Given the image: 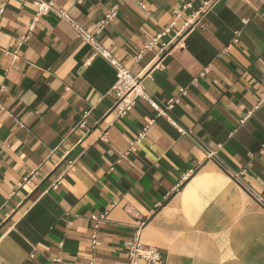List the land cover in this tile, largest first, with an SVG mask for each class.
Masks as SVG:
<instances>
[{
  "label": "crops",
  "instance_id": "crops-1",
  "mask_svg": "<svg viewBox=\"0 0 264 264\" xmlns=\"http://www.w3.org/2000/svg\"><path fill=\"white\" fill-rule=\"evenodd\" d=\"M6 1L0 264H127L140 225L161 264H264V209L224 170L264 197V0H53L160 105L178 99L183 131L144 100L118 119L115 68Z\"/></svg>",
  "mask_w": 264,
  "mask_h": 264
},
{
  "label": "built area",
  "instance_id": "built-area-1",
  "mask_svg": "<svg viewBox=\"0 0 264 264\" xmlns=\"http://www.w3.org/2000/svg\"><path fill=\"white\" fill-rule=\"evenodd\" d=\"M34 7L36 8V18L39 20L42 16L49 13H54L63 21L68 23L77 33V35L86 43H88L95 56H101L106 59L117 72V82L114 87V94L117 98L115 104V111L118 119H123L127 114L132 111L138 100L146 101L154 110L158 112L159 116L165 117L172 125L177 127L180 131H183L178 123L169 115V110H171L177 103L178 99H171L164 107L147 91L143 82L139 76H135L130 69L126 68L121 62H119L109 50H107L91 33L85 30L71 15L68 11L58 7L53 0H30ZM3 7L0 12L3 13L5 7L7 6V1L2 0ZM140 7L149 12V9L140 3ZM116 9H113L105 18L101 21L100 29H103L106 24L111 22L116 17ZM33 26V25H32ZM25 40V39H23ZM159 39L156 38L148 43L144 50L145 52L154 46L158 45ZM165 46V45H164ZM182 94L185 93L184 90L181 91ZM216 153H208V158L214 159ZM225 172L238 182L248 193V195L254 199L263 209H264V197L255 191L253 188L245 185L241 181V177L244 171L234 172L227 168H224ZM27 181V179H26ZM56 187V186H55ZM108 213L101 215L100 217H94L95 221H105L107 219ZM97 227V226H96ZM141 228L140 225L132 238L126 243L127 245V264H161L162 255L160 251L152 246L145 245L141 241ZM93 244L99 245L97 242V234L93 235Z\"/></svg>",
  "mask_w": 264,
  "mask_h": 264
}]
</instances>
